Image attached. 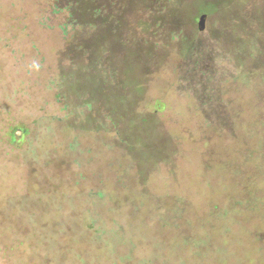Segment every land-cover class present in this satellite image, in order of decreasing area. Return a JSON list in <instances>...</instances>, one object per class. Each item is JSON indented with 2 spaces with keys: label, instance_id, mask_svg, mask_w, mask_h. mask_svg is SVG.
<instances>
[{
  "label": "rangeland",
  "instance_id": "obj_1",
  "mask_svg": "<svg viewBox=\"0 0 264 264\" xmlns=\"http://www.w3.org/2000/svg\"><path fill=\"white\" fill-rule=\"evenodd\" d=\"M242 1L250 10L242 27L264 41V0ZM45 6L0 0V108L16 128L30 130L9 153L0 144V205H29L21 219L19 209L4 206L1 214L17 218L2 214L0 222L23 228L34 246L11 253V262L39 264L47 254L53 264H264V76L230 83L239 63L223 49V13H195L198 29L208 14L197 59L184 61L171 86L167 71L180 55L164 31L131 19L118 39L105 33L102 58L112 70L105 81L107 69H86L100 48L94 41L81 48L44 26ZM248 52L241 59L264 70V58L253 61ZM9 120L0 117L1 137ZM122 169L126 182L110 206L126 217L106 225L125 224L127 236L116 242L112 233L85 230L89 207L76 198L99 183L112 190ZM7 232L0 245H11Z\"/></svg>",
  "mask_w": 264,
  "mask_h": 264
},
{
  "label": "trees",
  "instance_id": "obj_2",
  "mask_svg": "<svg viewBox=\"0 0 264 264\" xmlns=\"http://www.w3.org/2000/svg\"><path fill=\"white\" fill-rule=\"evenodd\" d=\"M45 4V8L41 11V22L44 26L49 29H56L64 38L74 40L77 44L76 46L80 45L81 48H83V45H85L87 41H94V46L100 48L99 58L94 60L91 57L90 61L86 64V69H107L103 71L99 70L100 72H104L105 81H109L110 75L112 77V70H110L109 74V69L105 65L104 58H102V53H107L109 49L101 43L104 34L112 32L113 35H116L114 38L118 39L119 36L123 34L122 31L127 27V22L131 19H137L140 27L143 28L147 25L149 30L164 31L166 36L170 37L171 43L175 46V52L173 53L180 56L177 66H175V68L172 66L173 70L167 71L170 78V81L167 83L171 86H177L180 83L184 61L188 59L189 63H191V60H189L191 56H193L192 59H197L196 49L197 43L199 42V33L201 31L195 27V13H213L215 11L223 13L222 17L225 18L222 19L225 20V24L222 27L221 35L228 36L227 40L224 41L229 44V47L228 49L223 48L224 52L231 57L232 61L234 60L235 64L239 63L237 65L239 67L237 75L230 78V83H236V79L247 80L248 77H250L257 80L258 75L261 76V79L264 76L263 68H253L251 66L254 62L250 65L244 59H241L242 54L246 50L249 51L248 53L253 61L257 58H264V41L260 37V34H258L255 29H253L254 31H250L249 28L242 27V23H245V20H249L250 18V10H247V7H245L246 4H244L242 0H240V2L233 0V2L231 1L227 5H220V0H45ZM131 4L135 5L134 9H132ZM188 10H194L195 12L192 14L188 12ZM255 16L256 15L253 14L251 18ZM255 24V22H252V25ZM253 34L255 36L251 37ZM156 45L158 46V44ZM84 54L86 57H89L92 53L91 50L88 49L84 51ZM71 62L74 63L73 60H71ZM196 63L197 65L195 64L194 68H197L200 61L196 60ZM194 68L191 70H194ZM158 80L163 81L165 79L161 76ZM225 84L223 85L224 89L228 87ZM154 106L155 112H162V106H164V104L160 100L156 101ZM0 109L2 110V112H0V117L3 123H5V120H9L6 118L7 115L11 118V112H8L7 109L4 108ZM5 126L6 128L1 131L2 137L0 136V144L9 153L22 143L21 139H23L24 143V138L30 133V130L24 127L16 128L12 118ZM17 132L21 134L18 135ZM249 132H252V130L245 132V134L249 136ZM75 142H77L76 138L69 141L70 145ZM125 173V169H122L119 174L121 178L113 184L115 188H112V190L107 189L102 183H99L95 185L97 189H87L84 193L77 196V200L83 198L85 206L89 207L83 221L80 222L86 224L85 226L87 227H85V230L87 232L93 233V230L97 228L98 230L94 232L96 234L99 233V236L112 233L116 242H122L127 236V233L123 230L124 223L122 225L119 223L120 226L113 228V230H108L106 228V225H108L107 220L112 219V216L117 218L119 216L121 218L126 217L123 214V210L122 212L117 209L111 210L110 206V202L118 195L117 188L123 187V184L126 182ZM119 182L121 183L118 185ZM38 196L41 199L38 203H44V198L40 195ZM49 198L52 199L53 197L50 196ZM17 201H20V199H14V201L6 200L3 206L0 205V218L2 214H4L6 218L8 217V219H11V217L17 218V215L13 212L12 214L10 213L11 215H6V212H2L1 214V209L4 210L3 207H6V205L10 204V206H14L15 209H19V212L20 210L25 211L29 206L26 202L20 201L17 203ZM181 206L182 208L176 209L179 211L174 214L176 217H179L182 212L184 206ZM99 208L101 209L99 210ZM101 210H103L102 213H100ZM22 215H25L24 212H20L19 219H21ZM4 222L5 221L0 222V231L5 233L8 231V237L12 239L9 241L11 245H0V264H20L11 262V253H17L20 250L29 253L34 246L30 242L29 237L22 232L23 228L21 230H16L13 228V225L9 223H7L9 225L3 226ZM35 236L39 239L40 237L43 238L38 232ZM181 239L184 245L188 243L186 237H181ZM40 241L43 242L42 239H40ZM38 260L40 262L39 264H53V261L47 254H41Z\"/></svg>",
  "mask_w": 264,
  "mask_h": 264
},
{
  "label": "water",
  "instance_id": "obj_3",
  "mask_svg": "<svg viewBox=\"0 0 264 264\" xmlns=\"http://www.w3.org/2000/svg\"><path fill=\"white\" fill-rule=\"evenodd\" d=\"M208 15L202 14L199 18V29L200 31H204L206 27V21H207ZM18 135H20V132H17Z\"/></svg>",
  "mask_w": 264,
  "mask_h": 264
}]
</instances>
